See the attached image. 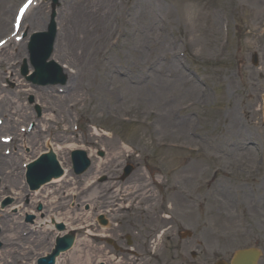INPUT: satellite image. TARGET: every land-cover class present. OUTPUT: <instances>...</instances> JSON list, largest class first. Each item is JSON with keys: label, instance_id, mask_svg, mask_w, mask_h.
<instances>
[{"label": "rangeland", "instance_id": "374dc122", "mask_svg": "<svg viewBox=\"0 0 264 264\" xmlns=\"http://www.w3.org/2000/svg\"><path fill=\"white\" fill-rule=\"evenodd\" d=\"M22 1L0 0V38L7 36L11 31L13 14ZM69 1L73 0H61L62 8H59L61 12L66 10ZM142 4L148 7L150 17L149 20L139 21V24L142 23L144 29H148L153 39L159 41L158 44L164 40L168 43L166 47L155 46V56H157L158 61L163 62L166 55L170 54L173 56L175 54L177 57L178 52L180 59L177 57V60H181L190 72V76L202 83H208L207 101L191 112L181 114V118L179 117L177 121H185H180L184 125L179 131L172 128V124L176 121L169 117V110L172 106L181 105L189 100H198L195 96L197 93L184 98L182 93L173 89L164 92L155 101H150L146 95L154 92L152 89L147 93L141 92L137 93L138 96H134L133 93L125 89L127 85H115L112 93L104 89L101 95L94 96V91L90 92L83 88L80 97L71 94V96L63 98L59 111H47V106L49 108L55 102L52 96H65L64 93L59 94L58 90L66 91V88H47L57 92L49 93L50 96L46 95L44 90L42 94H40L41 90L39 94L35 92L21 79L18 70V66L26 54L25 43H23V48H20L18 54H15L16 51L10 46L0 56V98L8 96L15 104L24 107L26 116L21 119L16 118L19 119L16 128L26 127L25 122L28 121V114L34 111V106L29 104L31 97L37 100L43 109V118L45 117L42 118L44 121L39 126L41 134L39 137L37 135L35 143L32 140L28 148L23 150L25 156L14 158L19 169L17 181L21 183L23 181L24 175L20 174V171H24L23 165L44 152L47 149V143H51L55 147L59 161L63 162L69 169L70 176L66 178V182L44 187L40 197L48 191L53 192L61 187L62 193L59 195L58 203L64 201L65 206L68 207L65 208L66 210L76 211L72 213V216H77L76 213L82 214L83 210L90 211L91 206L88 208L86 206L81 207L84 201L80 195L77 197V194L73 193L74 196L71 198L68 192L75 189L74 191L81 193L80 189H84L89 182L96 180L99 184L104 176L108 177L110 184L103 185L102 188L107 186L104 189L95 190L99 193L97 195L99 197L95 196L97 199L95 198L88 204L99 202L101 208H104L113 203L115 199L118 203L124 201L126 204H130L132 197H145L141 202L142 208L137 209L134 213L123 214L122 216L118 214V211L112 217H108V215L107 220H111V223H108L104 232H101L99 228L94 233L96 236L81 237V240L88 241L94 248H103L102 255L107 254L108 257L113 258V264H216L219 260H231L236 250L245 248L261 250L263 254L259 264H264V212L261 208L251 204L253 195L248 188L251 183L245 180L246 176L254 178L253 182L257 178L260 183L263 182L264 184L261 177L264 171L257 175L251 173L250 176L249 174L254 169L252 167H261L263 162V159H258L257 149L264 150V37L260 41L256 33L264 34V30L260 31L264 27V0H144ZM188 14L193 16L191 23L188 20ZM224 14L228 16L225 23L222 22ZM34 16H37L41 23L40 30L35 29V31L46 29L51 16L50 5H39L27 18L25 27L32 22ZM159 18L165 20L163 22L166 23L165 31L158 20ZM113 29L114 26H110V32L105 33L106 39L103 33L96 35L91 52H98V58L101 56L104 43L112 36ZM160 29L163 30L164 36L162 38ZM35 31L27 30V35ZM5 32L8 33L2 35ZM226 33H228V45L224 46L222 42L223 40L225 42L227 38ZM254 54H258L259 58L257 67L253 65ZM56 56L57 62L61 65L70 62L67 56L58 57V54ZM149 57L150 52L147 48H142L140 55L130 53L129 49H125L113 53V62L109 64L100 62L103 66H111L110 70L97 67L96 70L91 71L93 64L88 65L84 59H78L79 61L74 63L78 69L83 70L84 77H81L80 80L85 79L87 81H85L86 87H88V82L94 80L96 76H105L107 73H111L116 80H122L117 76V71L124 69L126 72L127 67L132 71L134 64H138L141 69L132 71L136 72L133 75L139 76L144 82L151 83L153 79L150 80V76L152 74L163 78L164 75H162V71L157 70L155 73L150 71L149 74L143 71L146 59ZM7 72L8 74H6ZM12 82L16 84L13 88L8 86ZM39 95L43 96V100L39 98ZM91 98L92 102H90ZM69 102L78 104V107L74 108L76 111L68 110L66 104ZM203 105H205L204 110L200 109ZM247 107L253 113L248 119L249 122L243 115V109L247 111ZM94 108L97 110L94 111ZM151 110L156 111L158 116H151L149 114ZM230 113H234L240 121H245L243 128L237 127L233 120L228 117ZM183 116L186 118L183 119ZM52 117H58L61 122L55 121L48 124V121H45L46 118ZM163 118L171 121L167 124L169 129L164 132L157 127L155 128V124ZM123 119L128 120V122L130 120L137 122L136 125L124 124L121 122ZM146 123H150L154 133L150 127H147ZM46 124L53 129L51 137L43 130ZM77 126L78 132H75L74 129ZM189 128H193L195 137L210 135L214 141L218 140L217 147L211 149L208 147L209 145L202 144L200 139L190 138L188 136ZM239 129L248 136L242 142L251 149L253 155V158L248 162L243 161L246 156L241 155V150L235 152L238 149L236 144L241 138L236 135V132H240ZM60 136L66 141H58L57 138ZM121 138H124L126 142L123 143ZM167 141L174 144L179 142L189 147L201 146L204 151L201 154H193L187 151H171L167 148L158 147L161 142ZM18 144L15 145L17 152L21 150ZM72 146L75 147L74 149L91 148L89 153L94 165L86 177H76L71 171L70 151L73 148L66 149V147ZM64 148V152L59 150ZM96 151H103L105 158L99 159ZM229 151L230 153H228ZM118 152H121L122 155L116 158L115 153ZM19 153L21 154V152ZM129 155L135 158L132 159L133 164L138 162L142 167L144 166L143 158L154 159V161L149 159L148 162H145L151 175L146 172L144 167L137 171L136 166L137 172L129 180L117 182L118 185H116L117 183L114 182L119 180L115 179V175L121 174L118 169L122 166L123 161L128 159ZM218 155L224 156L221 165L232 170L236 175L230 181L224 178L222 184L199 196L195 203L193 202L195 206L190 205V210L178 205V199L175 197L178 194L171 186L179 184L192 188L201 172L205 170L209 174L211 169L218 164ZM197 162H200L198 166L196 165ZM193 164L196 168L190 170ZM156 167L158 168L157 172H159L157 178H155L156 173L152 175ZM97 171L98 173H96ZM159 177L162 179L160 186ZM223 186L224 188L230 186L232 192L225 196L220 191ZM241 186L248 190L246 199L242 197L240 192ZM150 192L153 196L151 200L149 198ZM86 194L92 196L93 192L90 190ZM11 195V193L3 192L0 182V215L18 204L16 200H11ZM55 196L56 194L53 192L51 198ZM161 197L167 199L169 197L173 207L172 213L169 212L175 220L168 224L171 227H168L167 235L162 238L161 253L157 254L156 258H152L151 252L145 253L144 246L148 241L145 239V235L149 233L151 228H154L155 219L150 218L148 223L146 217L149 216L145 215H151V202L156 199L157 203ZM70 198L71 202H69ZM37 199V196L31 197L32 202L26 207L40 214V219H44L46 207L44 209V204L36 203ZM237 207H239L238 215L234 213ZM250 208L253 210L252 214L248 213L251 211ZM12 213L15 221H20L21 217L18 216V212L13 211ZM253 215L258 217L255 219L256 224L254 219H251ZM178 230L183 233L189 230L193 233V237L181 240L176 235ZM97 234L100 236L97 237ZM42 235L44 240H50L52 237L50 232ZM103 236H109L114 243L110 244L108 241H104ZM39 237L42 239V236ZM1 239L0 231V252L3 249ZM48 240L47 243L45 241V248L38 247L36 249V261L38 257L49 250L51 241ZM81 248H83L82 244L79 245V250ZM28 254H31L30 250H28ZM96 255L101 254L97 253ZM10 258L8 259L10 262L14 260V257L11 256ZM110 261L108 264H111ZM98 264L102 263L99 262ZM103 264L105 263L103 262Z\"/></svg>", "mask_w": 264, "mask_h": 264}, {"label": "bare ground", "instance_id": "6f19581e", "mask_svg": "<svg viewBox=\"0 0 264 264\" xmlns=\"http://www.w3.org/2000/svg\"><path fill=\"white\" fill-rule=\"evenodd\" d=\"M143 1L144 0H76V1L74 0L70 2L68 8L63 13L58 12L57 14L58 17L56 20L58 21L59 32L55 45L54 57L58 59L56 56L57 54L58 57L67 56L68 59H70V63L74 67H75V63H74L75 61H79L78 59L80 60L84 59L88 63V65L91 63L93 64L91 66V71L96 70L97 67L99 68L104 67L110 70L111 66H103V64H101L100 62H105L109 64L113 62L112 59L111 58L109 59L108 55L105 54L104 52H101V56L98 58L99 53L98 52L92 53L91 51H92V46L94 44V40L96 39V35L98 33H103L106 39L105 33L108 31L110 32V26H114L112 36L108 40H106L103 47L106 44H109V51L117 53L119 51L129 49L130 53L138 54V55L142 53V48H147L148 51L150 52V57L146 59V62L143 67V71L148 74L150 73V71L154 73L155 70L162 71L163 73L162 75H164V78L152 74V76H150V80L153 79L152 82L151 83L144 82V80H142L139 76L136 77L133 75L136 72H132V71H139L141 69V67L138 64H134L132 71H130L129 67L126 68V72L124 71V69H121L122 71L120 70L117 71V76L124 77V79L122 80H116L111 75V73H107L105 76L103 75H100L98 77L96 76L94 80L88 82V87H86L85 84L87 81L85 79L80 80L81 77H84V72L82 69H80L79 72L75 73V77L73 76L75 80L76 88H74V90H71L70 94L67 93L65 97L52 96L55 101L51 108L53 111L55 110L59 111L61 109V101L63 98H66L67 96H71V94L80 97V94L83 92V88L88 89V91L90 92L94 91V96H97V95H101V92H103L104 89L105 90L107 89L109 93H112L113 87L115 85H120V86L127 85L125 86V89H127L130 93H133L134 96H138L137 93H141V92L147 93L152 89L154 92H152L149 95H146V97L150 101H155L164 92L173 89L174 90L176 89V91L182 93L183 94L182 96L184 98L190 95H194L196 93L197 94L195 96L198 99L202 98L203 91L201 86L193 82V80L190 78L189 75L188 76L185 75L188 73V71L183 68L179 60H177L175 54L174 56L171 54L166 55L163 62L158 61L157 56H155V50H154L155 46L166 47L168 43L167 41L164 40L163 42L158 44L159 41L157 39L155 40L153 39V37L148 32V29L145 30L142 23L139 24V21L143 22L144 20L150 17V11L147 6H144L142 4ZM112 6L114 7L111 8ZM151 11L153 12L152 9ZM151 18H156V17H151ZM33 19L34 22L32 24L34 26L36 22L37 25H40V19H37V17H34ZM158 20L161 22V18H159ZM160 32H161L160 36L162 37L163 30L160 29ZM114 64H116L115 61ZM130 85L131 86L138 85V86L131 87ZM90 102H92V98ZM77 105L78 104L76 103L75 109L78 107ZM93 110L96 111L97 109L94 108ZM6 112L10 113L13 116L7 118V122L5 123V126L0 128V133H2V131L3 132L6 130L9 131V129L14 128V123L16 122V119H14L13 121L12 119L13 117L14 118L17 117L21 119L23 118V116L24 117L26 116V112L22 105L15 104L9 97L4 96L0 98V114H6ZM162 113H164V111H162ZM243 115L247 120V122H249L248 119H250V116H252L253 113L248 108L247 111L243 109ZM228 117L233 120V122L237 127H241L243 125V121L237 119L234 113H230ZM46 121H48V124H50L52 122L55 121L58 122L61 120L58 117H52L47 119ZM168 123H171V121L170 120L168 121L165 118H163L162 120L157 122V124H155V128L157 127L160 131L164 132L166 129H169V127H167ZM183 125L184 124L182 122L176 121L172 124V128L176 131H179L183 128ZM239 131L240 132H236V135H238L241 138L239 139V142L236 144V147L238 149L235 152H239V150H241L242 151L241 155L246 156L244 158V161H247L253 158L251 149L247 148L246 144L242 143L244 142L245 139L248 138V136H246V134L242 132L241 129H239ZM47 132H51V127H48ZM37 135H39V132H36L33 137ZM57 140L62 142L66 141V139L63 138L62 136L57 138ZM1 147L2 145H0V148ZM71 148L74 149L75 147L73 146L69 148L66 147V149H71ZM59 150H62L64 152L65 148ZM230 151L228 153H230ZM121 155H122L121 152L115 153L116 158L121 157ZM13 162L14 159L11 158L9 159L0 158V177L5 192L11 193L12 194L11 196L14 197V199L16 198L17 200H21L23 197L22 196L23 192L20 191V183L17 181L18 176L17 174L10 171V167H11L10 165ZM198 164H200V162L196 163L197 166ZM194 168H196V166L193 164L190 170ZM57 182L59 181H56V183ZM215 183L212 184L209 188L215 185ZM220 184H221V180L218 181L216 185H220ZM105 187L102 188V186L90 182L86 189H80L82 193H87L90 190L93 192L92 196H88V194H85L86 195L85 196L82 193L79 194L80 198L81 195L84 196L82 198V201H84L83 206L88 204L90 201L91 202L94 201L95 198L97 199V197H99L97 196L99 195V193L95 190L104 189ZM171 188L174 191H176L178 194L175 195V197L178 199L177 204L181 205L186 210H190V204L192 203V198H193L192 191L189 188L185 186H181L179 184H174L171 186ZM254 188H255L254 192L258 196L257 206L261 208V210L264 212V193H262V190L264 189V184L260 183L259 185H256ZM73 190L75 189L69 191V196L71 194L70 192L71 191L73 192ZM220 191H222L225 196H227L232 192L230 186L227 188H224L223 186L222 188H220ZM240 192L242 194V197L246 199V197L248 196V190L244 186H241ZM61 193L62 190H60L59 188V190H57L54 193L57 196L51 198L49 202L46 203L44 202L46 209L47 210L55 209L56 211L62 212L59 214L60 218L62 219H59L58 221L63 220L65 223H67V228L70 230H74L73 228H76V230H80L82 228H85L86 226H89L88 224L91 222L90 219L93 216V212L83 210L82 214L76 213L77 216H72V213L76 211L66 210L63 207V204L58 203L60 198L59 195ZM47 194L49 198L51 194H49V192ZM47 194L44 193L45 196L43 198H46ZM149 198L150 200L151 198H153L151 192L149 193ZM110 209H111L110 205H107L106 207H104L102 214L109 213ZM167 209L169 208L167 207ZM171 210L173 211V208ZM250 210L251 211H249L248 213L252 214L253 212L252 208H250ZM19 213L22 215L32 214L34 216H38L36 213L26 208L21 209ZM251 219H254L256 224L255 219H258V217H254L253 215ZM51 220H53V218L48 217L45 220H39L38 222H36L35 226H33L34 229H32L35 234L25 239L22 237V231L25 230L23 229L24 227L30 228L28 225L26 226L19 225L15 220L0 216V225L2 228L1 242L2 244H4L3 251L0 254V264H9L8 257L11 256L14 257L17 255H22L24 253H25L24 255L26 256L25 258L31 260L32 259L31 254H33V251L35 249H37L38 247L45 248L46 244L42 234L46 233L49 229H51V227H54L53 224H51ZM170 220L171 219H169V217L166 218L163 216L161 219L163 223L167 222V224L170 223ZM55 222H57V220H55ZM101 227L102 226H100V228ZM248 227L250 228L249 223H248ZM106 229L107 228H101V232H104ZM165 234L166 232H164L163 234L159 232L158 239H156L155 242H153L152 244L146 242L145 243L146 246H144L145 253L149 254L151 248L153 247L152 250L154 251L155 255H153L152 258H155L156 254H160L162 251V244L159 242ZM62 235L64 236L65 234ZM39 236H42V239ZM59 236H61V234ZM90 236L94 237L95 235L89 232L88 237ZM80 244H82L83 248L79 250ZM28 250H30L31 252L30 255L28 254ZM103 251H104L103 248L100 249H97L96 247L94 248L86 240L84 241L79 240L76 244L74 251L64 256L62 260L59 259L58 264H96V263L98 264L99 262L101 263L104 262L105 264H108L109 260H111L110 263L113 264L112 262L113 258L108 257L107 254L103 256L102 255ZM97 253L101 255L97 256L96 255ZM21 258L22 256L20 257V259Z\"/></svg>", "mask_w": 264, "mask_h": 264}, {"label": "snow or ice", "instance_id": "6c2138e0", "mask_svg": "<svg viewBox=\"0 0 264 264\" xmlns=\"http://www.w3.org/2000/svg\"><path fill=\"white\" fill-rule=\"evenodd\" d=\"M31 2H32V0H28V3L25 4V5L21 8V10H20L21 18L23 17V14H24V12L26 11L27 7L30 6Z\"/></svg>", "mask_w": 264, "mask_h": 264}, {"label": "water", "instance_id": "95a60500", "mask_svg": "<svg viewBox=\"0 0 264 264\" xmlns=\"http://www.w3.org/2000/svg\"><path fill=\"white\" fill-rule=\"evenodd\" d=\"M56 253H58V252H56ZM255 259H256V257H252V258H251V264L254 263ZM238 262H239L238 264H241L242 259L240 258V259L238 260ZM243 264H246V263H243Z\"/></svg>", "mask_w": 264, "mask_h": 264}, {"label": "clouds", "instance_id": "9594fccd", "mask_svg": "<svg viewBox=\"0 0 264 264\" xmlns=\"http://www.w3.org/2000/svg\"><path fill=\"white\" fill-rule=\"evenodd\" d=\"M192 19H193V16L191 14H188V20L190 23L192 22Z\"/></svg>", "mask_w": 264, "mask_h": 264}]
</instances>
